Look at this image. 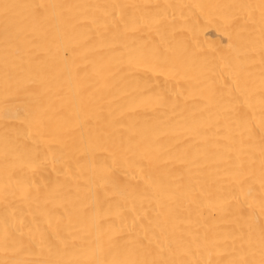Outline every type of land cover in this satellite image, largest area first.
<instances>
[{"label": "bare ground", "instance_id": "obj_1", "mask_svg": "<svg viewBox=\"0 0 264 264\" xmlns=\"http://www.w3.org/2000/svg\"><path fill=\"white\" fill-rule=\"evenodd\" d=\"M0 264H264V0H0Z\"/></svg>", "mask_w": 264, "mask_h": 264}]
</instances>
